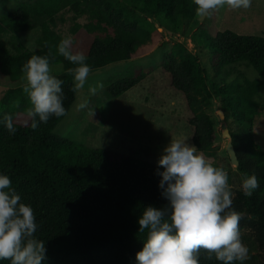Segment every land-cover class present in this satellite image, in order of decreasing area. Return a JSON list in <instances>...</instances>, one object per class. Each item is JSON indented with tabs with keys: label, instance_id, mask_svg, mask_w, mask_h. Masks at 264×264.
I'll return each instance as SVG.
<instances>
[{
	"label": "trees",
	"instance_id": "16d2710c",
	"mask_svg": "<svg viewBox=\"0 0 264 264\" xmlns=\"http://www.w3.org/2000/svg\"><path fill=\"white\" fill-rule=\"evenodd\" d=\"M196 8L194 0H36L19 3L0 16V21L15 36L41 28L38 44L42 51L38 55L51 50L50 63L64 64L67 72L54 76L63 81V104L69 112L76 99L69 69L77 65L58 53L57 46L64 38L55 29L60 13H73V34L81 29L96 34L86 63L99 69L132 59L148 44L156 31L151 17L181 32ZM83 16L88 18L84 24L78 21ZM192 40L211 50L218 73L225 68L237 71L243 64L259 74L212 92L198 57L182 42L169 46L161 69L171 87L187 101L197 151L207 153L217 138L215 120L208 112L215 96L222 97L223 110L244 127L251 126L264 108V102L258 100L264 95V36L225 29L215 36ZM32 56L8 59V50L0 43V72L15 81ZM150 75L144 68L127 69L108 83L107 91L118 98ZM23 87L10 88L0 101V174L10 178L21 202L34 210L38 225L35 237L45 242L47 250L42 264H137L136 254L147 239V232L140 233L139 218L146 207L162 209L169 203L159 187L162 177L158 172L163 168L146 159L60 138L54 130L65 116H52L47 124L40 122L33 130ZM5 114L13 115L14 135L3 123ZM231 135L239 155V171L244 176L255 174L260 185L251 196H245L242 189L233 196L232 207L245 214L239 227L240 232L246 231L243 241L250 259L244 264H264V148L240 132ZM206 256L201 250L200 264H222ZM0 264L11 262L0 260Z\"/></svg>",
	"mask_w": 264,
	"mask_h": 264
},
{
	"label": "rangeland",
	"instance_id": "374dc122",
	"mask_svg": "<svg viewBox=\"0 0 264 264\" xmlns=\"http://www.w3.org/2000/svg\"><path fill=\"white\" fill-rule=\"evenodd\" d=\"M25 1L36 0H0V16ZM150 19L156 27L152 40L128 61L92 69L83 89L76 93L75 102L68 114L56 126L54 130L56 135L91 148L108 149L119 155L135 156L158 165L164 148L172 138H186L187 143L194 145L187 101L182 93L171 87L168 75L161 69L171 44L182 42L198 57L206 69L212 92L219 87L238 85L245 77L254 79L259 76L253 67L243 64L236 67L237 71L225 68L218 73L212 62L211 50L204 45H196L192 37L203 39L215 36L225 29L240 34L264 36V0H252V6L248 9L233 10L224 6L215 10L209 17H199L195 14L186 22L181 32L172 31L154 17ZM78 21L84 24L88 22V18L83 16ZM75 24L73 13L66 10L60 13L55 29L64 38L69 36L72 38L73 51L87 55L96 34L88 33L85 29L73 34L72 28ZM41 32V28L38 27L15 36L0 21V43L8 50V59L38 55L42 51L38 44ZM2 60L0 58V62ZM50 67L52 75L67 72L63 63H50ZM133 67L149 70L151 75L124 95L118 98L111 96L107 91L108 83ZM70 74L74 81L73 74ZM22 76L12 81L0 72V101L10 88L25 85L26 80L22 79ZM97 83H103V90L97 95H90L89 87ZM84 100L88 102L87 107L78 109L77 105ZM258 100L264 102V95ZM222 105V97L215 96L212 106L208 109L215 120L217 131L212 150L207 153L197 151V154L227 170L229 184L235 195L236 191L242 189L244 174L231 162L226 149L228 138L223 136V131L228 128L230 133L240 132L264 148V108L258 111L251 126L244 127L232 113L224 111ZM220 110L224 111V118L219 116ZM243 233L246 231L240 232L241 239L248 248L247 242L243 241Z\"/></svg>",
	"mask_w": 264,
	"mask_h": 264
},
{
	"label": "clouds",
	"instance_id": "9594fccd",
	"mask_svg": "<svg viewBox=\"0 0 264 264\" xmlns=\"http://www.w3.org/2000/svg\"><path fill=\"white\" fill-rule=\"evenodd\" d=\"M194 4L197 16L209 17L224 6L248 9L252 0H194ZM57 48L61 56L77 65L69 72L74 76L72 91L79 93L92 71L87 56L73 51L70 36L63 38ZM50 57L51 50L44 56L33 55L21 68L22 79L26 80L23 92L29 100L26 111L33 130L40 122L47 124L52 116L68 114L63 104V81L51 74ZM103 88V83H97L89 87V93L97 95ZM87 103L82 101L78 109L86 108ZM3 123L14 135L13 115L5 114ZM186 141L172 138L158 160L163 168L158 172L162 177L159 187L169 203L162 209L148 206L139 218L140 233L147 232V239L136 254L137 264H200L201 250L209 260L215 257L222 264H244L250 259L239 227L245 214L232 207L234 193L229 174L197 154V148ZM241 187L245 196H251L260 187L257 176H243ZM37 228L33 208L21 202L10 178L0 174V260L42 264L47 250L45 242L35 237Z\"/></svg>",
	"mask_w": 264,
	"mask_h": 264
},
{
	"label": "water",
	"instance_id": "95a60500",
	"mask_svg": "<svg viewBox=\"0 0 264 264\" xmlns=\"http://www.w3.org/2000/svg\"><path fill=\"white\" fill-rule=\"evenodd\" d=\"M219 116L221 118H224L225 117V114H224V111L223 110H220L219 111ZM223 136L228 138V143H227L226 149H227V152L229 153L231 162H232V164H234L235 166L238 167L239 166L238 156H237L236 150H235L234 145H233L232 135L229 132V129L228 128H225L224 129ZM229 150L232 151L235 154V157H233V155L230 153Z\"/></svg>",
	"mask_w": 264,
	"mask_h": 264
},
{
	"label": "bare ground",
	"instance_id": "6f19581e",
	"mask_svg": "<svg viewBox=\"0 0 264 264\" xmlns=\"http://www.w3.org/2000/svg\"><path fill=\"white\" fill-rule=\"evenodd\" d=\"M240 21V20H239ZM233 68V67H232ZM233 70V69H232ZM205 72V71H204ZM226 74V73H225ZM211 118V117H210ZM191 123V122H190ZM243 128V127H242ZM239 156V155H238ZM247 158V157H246ZM153 160V159H152ZM247 160V159H246Z\"/></svg>",
	"mask_w": 264,
	"mask_h": 264
}]
</instances>
